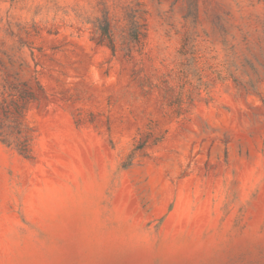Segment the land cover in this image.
Here are the masks:
<instances>
[{
  "label": "rangeland",
  "instance_id": "obj_1",
  "mask_svg": "<svg viewBox=\"0 0 264 264\" xmlns=\"http://www.w3.org/2000/svg\"><path fill=\"white\" fill-rule=\"evenodd\" d=\"M0 92V264H264V0H0Z\"/></svg>",
  "mask_w": 264,
  "mask_h": 264
},
{
  "label": "trees",
  "instance_id": "obj_2",
  "mask_svg": "<svg viewBox=\"0 0 264 264\" xmlns=\"http://www.w3.org/2000/svg\"><path fill=\"white\" fill-rule=\"evenodd\" d=\"M102 33L108 37L113 50L106 16L102 22ZM33 99L34 96L30 92H0V142L13 147L24 158L29 157L30 140L22 134V126L17 123V118L22 116L24 102Z\"/></svg>",
  "mask_w": 264,
  "mask_h": 264
}]
</instances>
